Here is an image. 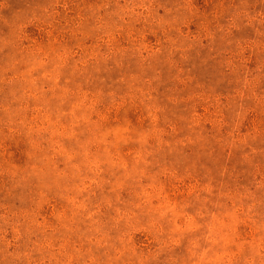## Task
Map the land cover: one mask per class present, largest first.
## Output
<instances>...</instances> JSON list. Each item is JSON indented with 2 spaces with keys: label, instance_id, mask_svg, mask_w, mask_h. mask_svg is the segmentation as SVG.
Instances as JSON below:
<instances>
[{
  "label": "rangeland",
  "instance_id": "obj_1",
  "mask_svg": "<svg viewBox=\"0 0 264 264\" xmlns=\"http://www.w3.org/2000/svg\"><path fill=\"white\" fill-rule=\"evenodd\" d=\"M0 264H264V0H0Z\"/></svg>",
  "mask_w": 264,
  "mask_h": 264
}]
</instances>
